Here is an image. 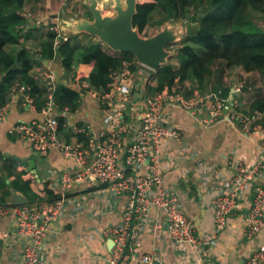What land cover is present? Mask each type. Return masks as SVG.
<instances>
[{"label":"crops","instance_id":"crops-1","mask_svg":"<svg viewBox=\"0 0 264 264\" xmlns=\"http://www.w3.org/2000/svg\"><path fill=\"white\" fill-rule=\"evenodd\" d=\"M75 3L76 0H26L21 12L23 15L30 12L34 16L28 17L29 20L26 17L27 22L22 26L19 44L14 50L27 47L38 51L40 42L49 32L46 26L54 22L55 18L61 26V20L65 19L69 11L79 6V3ZM35 19L40 20V24ZM80 35L82 34L78 38ZM101 47L105 51L109 50L104 43H101ZM170 62L174 66L179 64L175 58L170 59ZM48 66L54 71L58 83H67L77 88L79 78H86L92 68L88 66L82 72L75 66L72 70L65 71L57 57L42 58L37 52L33 55L29 73L35 79L39 78L48 70ZM140 68L137 65L131 77L135 84L143 83V77L138 72ZM258 73L247 71L242 66L226 67L219 61L210 67L201 84L192 79L175 82L182 85L186 96H192L194 92L214 93L218 89L223 92V88L229 89V95L231 84L236 80H244L246 84L253 86L250 90L244 88L238 95L239 105L247 113L251 101L264 92L260 89ZM57 85H42L41 95L51 92L55 97ZM154 93L156 92L148 91L146 94ZM3 97L4 101L0 96V108L3 109L0 116V178H6L7 186L0 187V194L6 189L11 193L0 205L10 204L13 191L21 193L10 185L18 174L23 180H29L33 193L47 197L49 191L54 192L53 186L61 173L74 170L76 162L74 158L63 156L55 148H50L45 155L39 154L28 141L10 135L7 132L10 124L29 121L39 117V114L22 106L21 96L10 94V88ZM134 97L140 102L145 100L136 92ZM37 102L41 104V101ZM165 114L168 122L180 131L178 139L162 144L161 171L165 183L179 194L185 212L195 222L197 234H213L215 228L211 200L221 189L225 177L231 175L238 166H251L260 158L262 134L253 129L245 130L240 124L228 120L225 114L210 124L202 121L204 112L194 115L174 105H168ZM102 116L100 101L84 92L78 108L62 117L58 136L67 142H85V130L97 133L102 128ZM258 117L257 122L264 123V115L260 111ZM125 118L134 119V116L128 112ZM31 160L34 161V168L30 167ZM66 195L61 218L51 225L45 240L47 264H105L111 238L103 231L119 220L127 196H114L104 186L93 182L74 183L67 189ZM251 197L252 192L246 190L239 199L238 209L229 216L225 228L202 254L191 244L174 243L167 232L164 215L159 210L152 209L149 218L160 221L163 230L159 236H154L148 227L142 229L140 249L142 252L155 250L158 258L156 264H243L251 250L264 243V229L252 239L245 237L243 233L244 214ZM14 226L12 216L0 213V227L12 231L2 244L0 264H19L24 239L15 231Z\"/></svg>","mask_w":264,"mask_h":264},{"label":"built area","instance_id":"built-area-1","mask_svg":"<svg viewBox=\"0 0 264 264\" xmlns=\"http://www.w3.org/2000/svg\"><path fill=\"white\" fill-rule=\"evenodd\" d=\"M24 16L29 20L28 17L34 15L28 12ZM40 22L36 20L37 24ZM46 29L56 33L55 46L69 38L61 30L57 18ZM178 45L175 42L169 47L176 50ZM106 51L114 52L111 48ZM135 61L141 67L138 72L143 77L142 84L132 82L134 71L130 69L129 63L123 68L111 70V81L106 90L95 88L86 78L77 81L78 89L96 97L103 110L102 128L97 133L85 130V142H67L58 136L59 118L68 116L72 111L68 105H61L53 93H43L39 98L40 104L30 85L20 82L11 85L10 94L21 96L22 106L37 112L39 117L14 122L8 126L7 132L28 141L39 154L45 155L50 148H55L76 162L74 170L64 171L59 176L53 186L55 197L52 200L42 196V199L37 198L25 204L0 205V213L13 217L15 231L24 239L19 264H47L44 253L46 237L51 225L61 218L67 189L78 182H93L104 186L114 196H127L119 220L103 231L112 240L105 264L158 262L155 250L142 252L140 249L142 229L148 227L154 236H159L163 230L160 221L149 218L152 209L164 215L167 232L174 243L191 244L200 254L212 245L216 235L225 228L246 190L252 192V197L244 214L243 233L252 239L264 229V123L257 122L259 111L246 113L238 100L244 88L250 90L253 86L244 80H236L231 84L227 97L222 96L221 89L214 93L194 92L192 96H186L182 85L174 82L148 95L147 86L155 80L154 69ZM36 79L40 87L58 84L49 66ZM140 90L147 95L143 102L134 97V92ZM168 105L185 109L194 115L204 112L201 118L206 124L215 122L225 114L228 120L240 124L245 130L253 129L262 134L260 158L251 166H238L231 175L225 177L221 189L211 200L215 228L213 234H197L195 222L185 212L179 194L165 183L161 171L162 144L180 137L178 128L167 120L165 110ZM128 112L132 113L134 119L125 118ZM11 233L10 229L0 227V252L3 242ZM243 264H264V243L254 247Z\"/></svg>","mask_w":264,"mask_h":264},{"label":"trees","instance_id":"trees-1","mask_svg":"<svg viewBox=\"0 0 264 264\" xmlns=\"http://www.w3.org/2000/svg\"><path fill=\"white\" fill-rule=\"evenodd\" d=\"M26 0H0V96L4 101L8 89L15 82L28 84L31 91L40 100L42 89L37 80L29 73L33 55L38 52L42 58L57 57L65 71L75 66L82 72L92 66L86 79L95 88L106 90L111 81V70L123 68L126 63L132 71L137 69L134 55L130 52L114 51L109 53L101 47V42L89 38L87 43L74 42L73 36L54 45L56 33L49 31L40 42V49L33 51L27 47L14 50L19 44L22 26L26 17L21 10ZM39 1V0H34ZM199 16L195 19V16ZM165 13L163 21L171 17L186 19L194 23L193 29L187 31L172 55L179 61L174 66L170 60L167 64L153 71L154 82L147 86V92L161 91L171 86L176 80H196L201 84L212 65L222 61L226 67L242 66L247 71H257L264 79V26L253 19V14L261 16L264 24V0H139L133 25L141 33L151 20L154 11ZM162 21V22H163ZM227 88L222 96L227 97ZM76 86L58 83L55 99L61 105H68L75 111L83 96ZM249 112L260 111L264 115V92L257 95L250 103ZM264 118V117H263ZM62 123V117H60ZM2 157L0 153V158ZM6 179V178H3ZM2 182V179H0ZM7 184V183H6ZM16 190L35 201L29 180H23L20 174L10 182ZM4 192L9 193V190ZM55 196L51 191L47 198ZM4 201H0L3 204Z\"/></svg>","mask_w":264,"mask_h":264},{"label":"water","instance_id":"water-1","mask_svg":"<svg viewBox=\"0 0 264 264\" xmlns=\"http://www.w3.org/2000/svg\"><path fill=\"white\" fill-rule=\"evenodd\" d=\"M138 1L83 0L91 17L67 15V18L61 20L60 28L66 34L87 33L92 35L94 40L104 43L113 51L130 52L139 63L156 70L167 64L172 55L176 53V50L169 46L187 35L188 22L185 20L177 23L172 20L171 23H165L154 34L142 35L133 25ZM103 2L110 3L111 14L103 13ZM137 94L143 98L147 97L145 93L137 92ZM29 163L30 167L34 168V161L31 160ZM27 201L23 194L12 192L11 204H25ZM110 243L112 245V240Z\"/></svg>","mask_w":264,"mask_h":264},{"label":"rangeland","instance_id":"rangeland-1","mask_svg":"<svg viewBox=\"0 0 264 264\" xmlns=\"http://www.w3.org/2000/svg\"><path fill=\"white\" fill-rule=\"evenodd\" d=\"M79 6L77 7V9H71L68 13V15H73V16H86V17H91V15L89 14L88 8L83 4V0H76L75 4H78ZM102 10L103 13L105 14H111L112 13V9L110 7V3L108 2H103L102 3ZM193 9H191V14L192 16H195L192 14ZM75 13V14H74ZM165 16V13L160 11V10H156L153 13L152 16V20L151 22L146 25V27L144 28V30L141 32L142 35H151L154 34L155 32H157L165 23H171L172 22V18L169 17L166 20L163 21V18ZM199 16H195V19H198ZM65 18H67V16H65ZM253 19L261 24L262 26H264L261 16L257 13L253 14ZM186 19H174V21H176L177 23H182L183 21H185ZM163 21V22H162ZM187 26H188V30L193 29L194 27V23L192 21H187ZM82 35H80V37L78 38L79 34H71V33H67V35L73 36L74 42L78 41L80 44H84L87 43L89 38L93 37L92 35H89L87 33H81ZM94 38V37H93ZM178 44H180V42H178ZM153 72V71H152ZM259 74V85H260V89L264 90V79L262 78V76ZM248 90V89H247ZM2 179V182L0 181V187L4 188L7 186L6 184V179L0 178ZM9 193L7 192H2L0 194V201H5V199L9 198L8 197Z\"/></svg>","mask_w":264,"mask_h":264}]
</instances>
